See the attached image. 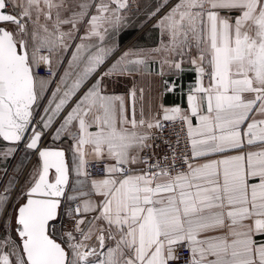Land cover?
<instances>
[{
  "label": "snow or ice",
  "instance_id": "6c2138e0",
  "mask_svg": "<svg viewBox=\"0 0 264 264\" xmlns=\"http://www.w3.org/2000/svg\"><path fill=\"white\" fill-rule=\"evenodd\" d=\"M134 6L0 0V157L38 158L0 183V264H264V0H156L159 46L114 58Z\"/></svg>",
  "mask_w": 264,
  "mask_h": 264
},
{
  "label": "crops",
  "instance_id": "0c3cea01",
  "mask_svg": "<svg viewBox=\"0 0 264 264\" xmlns=\"http://www.w3.org/2000/svg\"><path fill=\"white\" fill-rule=\"evenodd\" d=\"M156 0H139L140 11H135L130 14V21L126 28L123 30L110 35L106 39L108 46L118 45L115 57H118L122 52L132 49L134 51H143L144 54H149L153 49L157 48L160 44V30L154 27L155 21L148 23H142L146 12L152 7ZM159 55H150V71L155 73L159 70V64L152 62L153 60L158 61ZM133 79L140 85H147L152 88L153 97L156 96V90L159 86V79L155 76L145 74L144 77L136 76L132 77H119L108 83V91L116 94L126 93L133 85ZM195 80V74L188 72L184 75L183 79L180 80V85L187 91V88ZM165 103L169 106L179 105L181 107H187L186 97L181 95L179 91L176 93H169L165 98ZM50 143V138H46L45 144ZM5 147V143L0 142V150ZM32 152L26 151L21 145L18 151L8 159L0 157V183L7 182V180L14 175V171L17 170L21 165H24V173L19 178V183L16 186L15 192L22 182L28 170L37 163V158L32 160ZM7 169L5 173L3 170ZM13 193V196L15 194ZM22 202V201H20ZM11 206V205H10ZM7 215V213H6Z\"/></svg>",
  "mask_w": 264,
  "mask_h": 264
},
{
  "label": "built area",
  "instance_id": "2783aa9c",
  "mask_svg": "<svg viewBox=\"0 0 264 264\" xmlns=\"http://www.w3.org/2000/svg\"><path fill=\"white\" fill-rule=\"evenodd\" d=\"M164 135H165V137H167L170 140V142H174L177 135H179L181 137V140H183L184 132L181 131L180 125H179V123H177L175 126V129H173L171 126L167 127L165 129ZM157 143H160V141H157ZM166 150H167V146L164 144H161L160 148L157 149V152L162 153ZM185 255H186V253H185Z\"/></svg>",
  "mask_w": 264,
  "mask_h": 264
},
{
  "label": "rangeland",
  "instance_id": "374dc122",
  "mask_svg": "<svg viewBox=\"0 0 264 264\" xmlns=\"http://www.w3.org/2000/svg\"><path fill=\"white\" fill-rule=\"evenodd\" d=\"M144 19H145V17H144ZM34 165H36V164H34ZM33 167V166H32ZM31 167V168H32ZM30 168V169H31ZM29 169V170H30ZM28 170V171H29ZM27 174H28V172L26 173V175H25V177L27 176ZM25 177L23 178V180H22V182L19 184V187L17 188V190H16V192H15V194H14V197L16 196V195H18L25 187H26V184H25ZM10 208H11V206H9Z\"/></svg>",
  "mask_w": 264,
  "mask_h": 264
},
{
  "label": "water",
  "instance_id": "95a60500",
  "mask_svg": "<svg viewBox=\"0 0 264 264\" xmlns=\"http://www.w3.org/2000/svg\"><path fill=\"white\" fill-rule=\"evenodd\" d=\"M46 140V139H45ZM45 140H44V144H45ZM3 143H6V142H3ZM24 149H25V147H24V143L23 142H21V144H20ZM32 154H33V156H32V160L33 159H35V158H37V156L32 152ZM38 159V158H37ZM23 202V201H22ZM21 202V203H22Z\"/></svg>",
  "mask_w": 264,
  "mask_h": 264
}]
</instances>
